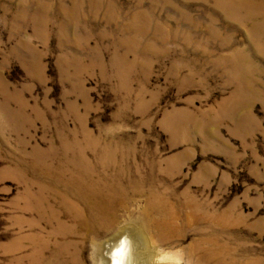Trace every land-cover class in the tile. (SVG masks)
<instances>
[{
	"label": "rangeland",
	"instance_id": "obj_1",
	"mask_svg": "<svg viewBox=\"0 0 264 264\" xmlns=\"http://www.w3.org/2000/svg\"><path fill=\"white\" fill-rule=\"evenodd\" d=\"M106 144L129 180L214 215L157 254L201 264L211 235L212 264H264V0H0V264L106 261L128 212L70 260V237L27 239L55 228L39 186L93 178Z\"/></svg>",
	"mask_w": 264,
	"mask_h": 264
},
{
	"label": "bare ground",
	"instance_id": "obj_2",
	"mask_svg": "<svg viewBox=\"0 0 264 264\" xmlns=\"http://www.w3.org/2000/svg\"><path fill=\"white\" fill-rule=\"evenodd\" d=\"M121 149V146L107 144L98 147V151L102 153L99 163L102 172L99 169L94 171L87 168L84 173L93 175V178L90 175H85V178L70 176L61 179L55 187L47 184L38 185L42 197L45 196L43 198L45 208L37 203L34 209L50 228L51 225L55 228H51L41 242L38 235L27 237L28 240L35 242L37 255H40L42 250L45 251L52 241L54 247H58L56 240L59 237H70L72 241L67 243V250L71 249V253L63 252L62 256L68 257L69 260L72 256L76 257L81 252L80 248L84 246L81 237L77 235L79 230L84 236L90 235L93 231L92 222L97 223L99 228L113 227L119 221L118 213L122 211L128 212L132 226L122 232L112 241L113 243H109L105 251V262L107 264H173L172 257L163 253L157 254L159 250L155 252L154 247L181 236V226L184 222L190 224L203 219L208 221L214 219V215L203 211L198 203H194L191 207L186 201L170 200L168 195L155 186L153 174H149L147 180L152 182L147 185L129 180L127 173L121 167L125 161V154ZM116 156L120 157L117 163L114 162ZM115 168L119 172L109 174ZM75 170L73 175L79 173L78 168ZM80 203L85 204L86 219L79 210ZM185 205H188L191 211L186 209ZM132 211L135 212L133 218ZM40 230L42 231L38 227V231ZM123 236L125 237L114 246V243ZM102 247H98L96 253L101 254ZM194 251L198 252L201 264H212L216 260L214 240L211 235L197 242ZM73 261L71 260L70 264ZM101 262L105 264L103 259Z\"/></svg>",
	"mask_w": 264,
	"mask_h": 264
},
{
	"label": "water",
	"instance_id": "obj_3",
	"mask_svg": "<svg viewBox=\"0 0 264 264\" xmlns=\"http://www.w3.org/2000/svg\"><path fill=\"white\" fill-rule=\"evenodd\" d=\"M125 236H123V237H121L120 239H118V241H116L115 243H114V246L116 245V244H118L123 238H124ZM129 242H130V240H128Z\"/></svg>",
	"mask_w": 264,
	"mask_h": 264
}]
</instances>
